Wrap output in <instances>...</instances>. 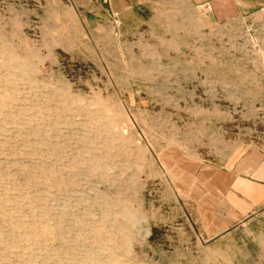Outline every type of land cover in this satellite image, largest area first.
Segmentation results:
<instances>
[{"label":"rangeland","instance_id":"rangeland-1","mask_svg":"<svg viewBox=\"0 0 264 264\" xmlns=\"http://www.w3.org/2000/svg\"><path fill=\"white\" fill-rule=\"evenodd\" d=\"M257 165L264 0H0V264H264Z\"/></svg>","mask_w":264,"mask_h":264},{"label":"crops","instance_id":"crops-1","mask_svg":"<svg viewBox=\"0 0 264 264\" xmlns=\"http://www.w3.org/2000/svg\"><path fill=\"white\" fill-rule=\"evenodd\" d=\"M241 175L242 176L240 178L252 183L253 185L263 190L262 192H258L257 194H255V198L253 199L258 205H261V203L264 202V166L261 167V165H257L255 168L252 169V172L249 175Z\"/></svg>","mask_w":264,"mask_h":264}]
</instances>
